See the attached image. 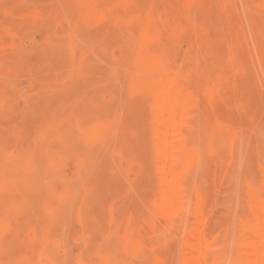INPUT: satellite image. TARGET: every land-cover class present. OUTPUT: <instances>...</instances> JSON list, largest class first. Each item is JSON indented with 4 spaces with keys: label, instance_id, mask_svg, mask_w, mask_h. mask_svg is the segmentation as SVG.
Segmentation results:
<instances>
[{
    "label": "rangeland",
    "instance_id": "obj_1",
    "mask_svg": "<svg viewBox=\"0 0 264 264\" xmlns=\"http://www.w3.org/2000/svg\"><path fill=\"white\" fill-rule=\"evenodd\" d=\"M244 1L0 0V264H184L200 232L208 264L239 262L259 226L253 194L264 200V0ZM159 25L144 46L187 89L173 111L190 147L185 206L170 213L151 97L133 85L140 36Z\"/></svg>",
    "mask_w": 264,
    "mask_h": 264
},
{
    "label": "bare ground",
    "instance_id": "obj_2",
    "mask_svg": "<svg viewBox=\"0 0 264 264\" xmlns=\"http://www.w3.org/2000/svg\"><path fill=\"white\" fill-rule=\"evenodd\" d=\"M118 1V0H117ZM233 1V0H232ZM247 1V0H246ZM246 1H244V2H246ZM249 1V0H248ZM247 1V2H248ZM263 1V0H262ZM192 2V1H191ZM222 2H224V4H225V1H222ZM251 2V1H250ZM116 3H118V2H116ZM238 3H240V2H238ZM146 4V3H145ZM248 4V3H247ZM188 5V4H187ZM222 5V4H221ZM239 5V4H238ZM257 5H259V4H257ZM130 6V5H129ZM215 6H216V4H215ZM233 6H234V4H233ZM244 6H245V4H244ZM243 6V7H244ZM248 6H251V5H248ZM254 6V5H253ZM264 6V5H263ZM116 7V6H115ZM243 7H242V9H243ZM246 7H247V5H246ZM246 7H244L245 9H246ZM260 7H262L261 6V4H260ZM212 8V7H211ZM217 8V7H216ZM234 8H235V6H234ZM233 8V9H234ZM249 8V7H248ZM248 8H247V10H248ZM251 8H252V6H251ZM254 8H256V7H254ZM225 9H226V5H225ZM239 9H240V7H239ZM253 9V8H252ZM252 9H250L251 10V12H252ZM257 9V8H256ZM213 10V9H212ZM221 10V9H220ZM246 10V11H247ZM227 11V10H226ZM232 12H233V10H231ZM240 11H241V9H240ZM254 11V10H253ZM220 12H222V11H220ZM236 12V11H235ZM242 12V11H241ZM244 12H245V10H244ZM250 12V13H251ZM263 12V11H262ZM261 12V13H262ZM127 13V12H126ZM227 13V12H226ZM238 13H239V11H238ZM258 13V12H257ZM222 14H224L223 12H222ZM241 14V13H240ZM243 14V13H242ZM260 14V13H259ZM263 14V13H262ZM232 16H234V14H232ZM236 16H237V13H236ZM243 16H244V14H243ZM249 16L251 17L252 16V14H249ZM263 16H264V14H263ZM187 17V16H186ZM185 17V18H186ZM223 17H225V16H223ZM235 17V16H234ZM233 17V18H234ZM232 18V17H231ZM251 18H254L253 16L251 17ZM251 18H248V19H251ZM244 19V18H243ZM256 19H257V17H256ZM259 19V18H258ZM237 20V19H236ZM254 20V21H253ZM244 21V20H243ZM249 21H251V20H249ZM252 21L253 22H256V24L259 22L260 24H261V20H256L255 21V19H252ZM252 21H251V23H252ZM147 22V21H146ZM229 22V21H228ZM235 23V22H234ZM250 23V22H249ZM250 23V24H251ZM259 23H258V27H259V29H260V26H263V25H260L259 26ZM244 24H245V22H244ZM192 26H194V24L192 25ZM228 26H229V24H228ZM245 26V25H244ZM243 26V29L245 28ZM190 27V26H189ZM196 27V26H195ZM195 27H193V28H195ZM250 27V26H249ZM257 27V28H258ZM164 28V27H163ZM167 28L168 27H165V29L167 30ZM251 28V27H250ZM249 28V29H250ZM162 29V26H160L159 25V27L157 28H155L154 27V29H152V28H149L148 26L146 27V29H145V31H147L145 34H141V36H140V41H141V45H137L139 48L138 49H140L136 54H134V55H136L135 57V62H134V64L133 63H131V65L130 66H132V64L134 65V75H135V80H134V83H133V85L134 86H137V87H139L140 88V90H142V92L144 93V94H146L147 96H149V98L151 97V106H152V109H153V122H155V125H156V131H155V139L153 138V140H156L155 142H156V148L154 147V149H156V153H155V150H154V153L155 154H157V158H159V160H160V168H158V169H160V171L159 172H161V170H162V177H163V179L161 178V179H156L155 181H160V180H162L161 181V183H162V203H161V205L159 206V208H160V210H158V212L159 211H164V212H172V211H175V210H177L178 209V211H179V207H181V206H183V203H184V206H185V202H183V191L185 190V188H183L184 186H183V184H184V182H182L183 180L182 179H184V175H182V169H181V167L182 166H184V163L185 162H187L188 161V156H189V154H190V147H189V145H187V144H185V142H186V140H184V139H181V132H180V121H181V119H179L177 116H175L174 115V108H175V105L177 104V102L179 101V99L181 98V97H183V95H185V93H186V91H187V89L186 88H184L183 86H182V84H184L183 83V81H181L180 83L181 84H179V80H178V76H176V74H171V73H174V72H170L171 71V69H170V71H168L167 70V68L165 67V64L162 62V59H161V56L159 55V53H157V52H149L150 50L149 49H147L146 48V46H144V43H147L146 41L149 39V41L151 42V41H153L154 39H155V35L156 34H160L161 33V31L162 32H164V31H166L165 29L164 30H161ZM181 29V25L180 24H176V25H174L173 26V28L172 29H170V30H172V32L173 33H175L176 31L177 32H179L180 33V30ZM236 29V28H235ZM247 29V28H246ZM254 29H256V28H254ZM258 29V30H259ZM261 29H263V28H261ZM161 30V31H160ZM169 30V29H168ZM242 30V29H241ZM251 30V29H250ZM249 30V31H250ZM194 31V30H193ZM236 31V30H235ZM247 31V30H246ZM152 32V37H150V33ZM167 32V31H166ZM166 32H164V33H166ZM194 32H196V31H194ZM242 32V31H241ZM244 32H245V30H244ZM263 32V31H262ZM171 33V32H170ZM233 33V32H232ZM245 33H247V32H245ZM251 34H252V32H250ZM258 33H259V31H258ZM264 33V32H263ZM263 33H261L260 32V34L261 35H263ZM167 34H169V32L167 33ZM200 34V33H199ZM235 34V33H234ZM233 34V35H234ZM174 35H176V34H174ZM243 35V34H242ZM246 35V34H245ZM249 35V34H248ZM247 35V36H248ZM257 35H259V34H257ZM171 36V35H170ZM177 36V35H176ZM236 36H237V33H236ZM253 36V35H252ZM231 37V36H230ZM243 37V36H242ZM258 37V36H257ZM234 38V37H233ZM232 37L230 38V39H232V41L235 39H233ZM247 38V37H246ZM251 38H253V37H251ZM262 38H264V36L262 37ZM229 39V38H228ZM249 39V38H248ZM247 39V40H248ZM137 40V39H136ZM237 40V39H236ZM251 40V39H250ZM249 40V41H250ZM256 40V39H255ZM232 41L230 42V44L232 43ZM238 41V40H237ZM245 41V40H244ZM248 41V42H249ZM136 42V41H135ZM228 42H229V40H228ZM227 42V43H228ZM236 42V41H235ZM237 43V42H236ZM235 43V44H236ZM244 43H246V42H244ZM253 43H254V41H253ZM148 44V43H147ZM251 44V43H250ZM135 45V44H134ZM228 45V44H227ZM245 45V44H244ZM247 47V46H246ZM249 47V46H248ZM252 47H254L253 45H252ZM232 48H234V47H232ZM228 50V49H227ZM232 50V49H231ZM252 50V52L255 50H253V49H251L250 48V51ZM134 52V51H133ZM230 52V51H229ZM233 52V51H232ZM256 52V51H255ZM227 53L228 52H226V55H227ZM231 53V52H230ZM232 54V53H231ZM253 54V53H252ZM250 55V54H249ZM257 55V54H256ZM255 55V56H256ZM228 56V55H227ZM253 56V55H252ZM258 56V55H257ZM133 57V56H132ZM228 58V57H227ZM231 58H232V56H231ZM226 59V58H225ZM230 61H231V59H230ZM232 61H233V59H232ZM252 61V60H251ZM222 62H223V59H222ZM222 62H221V65H222V67H225V65L226 64H224V66H223V64H222ZM259 62V61H258ZM257 62V63H258ZM232 65H234V64H231V66ZM259 65V64H258ZM261 65V64H260ZM236 66V65H235ZM254 66V65H253ZM233 67V66H232ZM236 67H238V66H236ZM236 67H235V69H236ZM261 67V66H260ZM173 69V68H172ZM175 69V68H174ZM255 69V68H254ZM259 69V68H258ZM262 70V69H261ZM256 71V70H255ZM258 71H260V70H258ZM56 72V71H55ZM186 72V71H185ZM184 72V74H185V77H186V73ZM31 73H32V70H31ZM196 73V72H195ZM261 73V72H260ZM63 74V73H62ZM188 74V73H187ZM233 74V73H232ZM256 74H257V71H256ZM262 74H263V71H262ZM195 75V74H194ZM264 75V74H263ZM195 77V76H194ZM193 77V78H194ZM264 77V76H263ZM263 77H262V79H263ZM191 78V77H190ZM189 78V79H190ZM225 79V78H224ZM231 79V78H230ZM181 80V79H180ZM183 80V79H182ZM187 80V78L184 80V81H186ZM191 80H192V78H191ZM214 80V79H213ZM232 80H233V78H232ZM264 80V79H263ZM187 82H188V80H187ZM219 82V81H218ZM263 82V81H262ZM220 83V82H219ZM219 83H217V84H219ZM216 84V85H217ZM222 84V83H221ZM221 84H220V86H221ZM225 84V83H224ZM188 86V85H187ZM224 86V85H223ZM228 86V85H227ZM198 87V86H197ZM231 87V86H230ZM226 88H228V87H226ZM214 91V88L212 87V86H210V87H208V88H206V89H204V94H206V96H210L211 95V93ZM142 92L140 93V94H142ZM218 92V91H217ZM139 93V92H138ZM137 93V94H138ZM216 94V93H215ZM145 95V96H146ZM220 95V94H219ZM100 96V95H99ZM145 96H144V98H145ZM146 96V97H147ZM139 97H143V96H139ZM234 97V96H233ZM142 100V99H141ZM145 100V99H144ZM148 101V100H147ZM233 101H234V99H233ZM144 102V101H143ZM149 103V102H148ZM149 105V104H148ZM150 106V105H149ZM211 106V105H210ZM146 107V106H145ZM210 108V107H209ZM147 109H149V107L147 108ZM146 110V109H145ZM150 110V109H149ZM148 112V111H147ZM152 113V112H151ZM223 113V112H222ZM84 114V113H83ZM147 114V113H146ZM212 114V113H211ZM224 114V113H223ZM149 115V113L147 114V116ZM151 116H149V118H150ZM149 118H148V120H149ZM220 118V117H219ZM237 119V118H236ZM239 119V118H238ZM147 120V119H146ZM180 120V121H179ZM215 119H213V121H214ZM222 121L224 120V118H222L221 119ZM231 120V119H230ZM236 121V120H235ZM234 121V122H235ZM239 121H240V119H239ZM242 121V120H241ZM241 121H240V123H241ZM148 122V121H147ZM151 122V120H149V122H148V124ZM219 122V121H218ZM224 122V121H223ZM225 122H228L227 120L225 121ZM230 122V121H229ZM233 122V121H232ZM231 122V123H232ZM255 122V121H254ZM253 122V123H254ZM217 123V122H216ZM252 124V123H251ZM154 125V126H155ZM217 125H218V123H217ZM232 125V124H231ZM253 125V124H252ZM149 126H150V128L152 127L150 124H149ZM155 128V127H154ZM96 129V128H95ZM151 130V129H150ZM154 130V129H153ZM148 131H149V128H148ZM151 132H152V130H151ZM151 132H149V134L151 133ZM152 135H153V133H152ZM117 137V136H116ZM150 139H152V137L150 136ZM150 141V140H149ZM191 141V140H190ZM187 142H189V140L187 141ZM191 143V142H190ZM3 146V145H2ZM127 148H129V147H127ZM100 151V150H99ZM128 151V150H127ZM105 152V151H104ZM11 154V157L13 156L12 155V153H10ZM10 154H8V155H10ZM155 154H154V156H155ZM23 155V157H24V155L25 154H21V156ZM102 155V154H101ZM98 156V155H97ZM9 157V156H8ZM22 157V158H23ZM26 157V156H25ZM154 158V157H153ZM20 160H21V158H20ZM24 160V159H23ZM28 160V159H27ZM95 160V159H94ZM154 160V159H153ZM25 161V160H24ZM23 161V162H24ZM29 161V160H28ZM157 161V160H156ZM30 162V161H29ZM32 162V161H31ZM31 162H30V164H31ZM99 162V161H98ZM258 162V161H257ZM15 165H16V163L15 162H13ZM25 163V162H24ZM157 163H158V161H157ZM256 163V162H255ZM254 163V164H255ZM18 164H20V161L18 160ZM17 164V165H18ZM256 165V164H255ZM27 166V165H26ZM31 166V165H30ZM152 167V166H151ZM20 169H21V164H20V167H19ZM22 168H24V167H22ZM153 168H154V165H153ZM253 168V167H252ZM158 169H157V171H158ZM41 171H42V169H40ZM24 171V170H23ZM39 171V170H38ZM151 171H153V172H151L152 173V175H153V173H154V169L152 170V168H151ZM37 172V171H36ZM160 174V173H159ZM188 174V173H187ZM263 174V173H262ZM80 175V174H79ZM60 176V175H59ZM154 177V176H153ZM137 179V178H136ZM155 179V178H154ZM186 179V178H185ZM138 180V179H137ZM243 180H244V178H243ZM248 180V179H247ZM246 180V181H247ZM145 181V180H144ZM254 180L252 179V181H251V179H250V183L252 184V182H253ZM263 181V180H262ZM243 182V181H242ZM255 182V181H254ZM159 183V182H158ZM249 183V184H250ZM247 184V183H246ZM59 185V184H58ZM151 185V183L149 184V186ZM152 185H154V181H153V184ZM160 185V184H159ZM76 186V185H75ZM156 186V185H155ZM150 189H151V187H149ZM156 188H157V186H156ZM246 188V187H245ZM184 189V190H183ZM152 190V189H151ZM245 190V189H244ZM149 191V190H148ZM240 191V190H239ZM246 191V190H245ZM185 192H186V190H185ZM250 192V190L247 192V193H249ZM240 193V192H239ZM73 194V193H72ZM82 194V193H81ZM122 194V193H121ZM150 194H151V191H150ZM150 194H148L149 196H150ZM185 194V193H184ZM245 194V193H244ZM196 195V194H195ZM37 196V195H36ZM82 196V195H81ZM80 196V197H81ZM133 196V195H132ZM149 196H148V198H149ZM247 197H249V195L247 194ZM145 198H146V196H145ZM190 198V197H189ZM143 199V198H142ZM151 199H153V198H151ZM262 198H258L257 196H255L254 194H253V199H252V208H253V210H255V212H256V216H258V217H256V218H258V220H259V226L258 227H254V229L253 228H250V229H248L247 231H246V233H245V239H244V241H243V243H242V245H239V246H241L239 249V254H240V258H239V262L238 263H236V264H264V238H263V234H262V230L259 228V227H263V224H264V200H261ZM149 200V202H147V203H150V199H148ZM153 200H155V199H153ZM197 200V199H196ZM198 201V200H197ZM196 201V202H197ZM45 202V201H44ZM143 203V202H142ZM147 203L145 204L144 203V205H147ZM152 204H153V201L151 202ZM203 203H204V201H203ZM71 204V203H70ZM151 204V205H152ZM205 204V203H204ZM247 204V203H246ZM47 205V204H46ZM143 205V204H142ZM143 205V206H144ZM150 205V207H152ZM250 205V204H249ZM184 206H183V209H184ZM31 207V206H30ZM89 207V206H88ZM139 207H141V205H139ZM147 207V206H146ZM158 207V206H157ZM196 207H198V205L196 206ZM90 208V207H89ZM154 208H156V207H154ZM140 209V208H139ZM143 209V208H142ZM149 206H148V211H149ZM152 209H153V207H152ZM152 209H150V211L152 210ZM185 209H187V208H185ZM198 209V208H197ZM197 209H195V210H197ZM155 210V209H154ZM199 210V209H198ZM161 211V212H162ZM182 211V210H181ZM33 212V211H32ZM140 213L142 212V213H144V210H140L139 211ZM147 212V211H146ZM160 212V213H161ZM73 213V212H72ZM151 213V212H150ZM154 212L152 211V213L151 214H153ZM160 213H158L157 215H156V213L155 214H153V216L154 215H156V216H158V215H160ZM168 213V214H169ZM184 213V215H185V212H183ZM147 215L149 214V213H146ZM163 214V213H162ZM167 213H166V215H168ZM181 214H182V212H181ZM198 214H200V213H198ZM205 214V213H204ZM50 215V214H49ZM144 215H145V213H144ZM144 215H140V216H144ZM170 215V214H169ZM179 215V214H178ZM187 215V214H186ZM48 217V216H47ZM132 217H136V216H132ZM141 217V218H142ZM145 217V216H144ZM160 217V216H159ZM159 217H157L158 218V220L160 219ZM171 217V216H170ZM169 217V218H170ZM183 217V216H182ZM187 217V216H186ZM199 217H201V220H202V216H200L199 215ZM205 217V216H204ZM212 217V216H211ZM133 218V219H134ZM146 218V217H145ZM154 218V217H153ZM168 218V219H169ZM137 219V220H136ZM135 220L136 221H138V224H139V218L137 217ZM147 219V221L149 220L148 218H146ZM155 219V218H154ZM161 219H162V217H161ZM184 219H185V217H184ZM183 219V220H184ZM206 219H208V218H206ZM128 220H131V218L130 219H128ZM157 220V219H156ZM163 220V219H162ZM171 220V219H170ZM177 220V219H176ZM182 220V221H183ZM257 220V221H258ZM166 221V220H165ZM179 221H180V219H179ZM178 221V223H183V225L185 224L184 222H179ZM199 221V220H198ZM45 222V221H44ZM43 222V223H44ZM142 222V221H141ZM161 222V221H160ZM170 222V221H169ZM186 222V221H185ZM204 223V222H203ZM45 224V223H44ZM155 224V223H154ZM188 224H189V222H188ZM130 225H132V223L131 224H129V226ZM150 225V224H149ZM156 225H157V223H156ZM160 225H162V223L160 224ZM134 226V225H133ZM152 226H153V224H152ZM150 227V228H153V227ZM162 226H164V224L162 225ZM161 226V227H162ZM174 226H176V225H174ZM174 226H173V228H174ZM178 226V225H177ZM176 226V228H179V227H177ZM242 226V225H241ZM240 226V227H241ZM154 227H155V225H154ZM160 226H158L157 227V229H160L161 228ZM183 227H185V228H187L186 226H183ZM195 227V226H194ZM201 227V226H200ZM29 228V227H28ZM126 228H128V227H126ZM192 228V227H191ZM190 228V229H191ZM198 228V227H197ZM244 228V227H243ZM26 229V228H25ZM120 229V228H119ZM179 229H181V228H179ZM196 229V228H195ZM245 229V228H244ZM131 230V229H130ZM163 230H164V228H163ZM119 231H121V229L119 230ZM125 231V230H124ZM151 231H153V230H151ZM245 231V230H244ZM130 232V231H129ZM182 232V231H181ZM121 233H122V231H121ZM153 233H154V231H153ZM188 233V232H187ZM191 233V232H190ZM193 233V232H192ZM123 234V233H122ZM121 234V235H122ZM152 234V233H151ZM179 234V233H178ZM118 235V234H117ZM182 235H184L183 233H182ZM189 235V234H188ZM120 236V235H119ZM128 236L129 235H127V242H128ZM150 236V235H149ZM148 236V237H149ZM174 237H175V235H173ZM180 236V235H179ZM190 236V235H189ZM189 236H186V242H185V247L187 248V250H188V254H187V258H186V260L184 261L185 263L184 264H208L207 263V258H206V254H211V251L210 250H212L211 249V243H209V241H207L206 239H205V237H204V235H202V233L200 232V233H198L195 237H189ZM222 236V235H221ZM184 238H185V236H183ZM182 237V238H183ZM121 238V237H120ZM122 238H123V236H122ZM172 238V237H171ZM176 238V237H175ZM241 238V237H240ZM243 238V237H242ZM144 239V238H143ZM167 239H168V237H167ZM167 239H165V240H167ZM174 239V238H173ZM216 239V238H215ZM225 239V238H224ZM238 239V238H237ZM174 240H176V239H174ZM243 240V239H242ZM66 241V240H65ZM148 241V240H147ZM162 241V240H161ZM175 242V241H174ZM211 242V241H210ZM121 243H123V240H122V242H120L119 244H121ZM168 243H170L169 245H171V243H173V242H167L166 243V241H165V243H163V242H161V244H165L164 245V247H161L160 248V246H158V245H156V244H154V245H156V246H158V248H156V247H154V248H156V250L155 251H158L160 254L162 253V251L161 250H163V249H165V246H166V244L168 245ZM178 243V242H177ZM176 243V247L178 246V244ZM118 244V245H119ZM151 244H152V242H151ZM160 244V245H161ZM214 244V243H213ZM118 245H116V247L118 248ZM122 245V244H121ZM236 245V244H235ZM127 246H128V243H127ZM162 246V245H161ZM173 246H174V244H173ZM180 246V245H179ZM236 247V246H235ZM238 247V246H237ZM166 248H167V246H166ZM122 250H125V249H123V248H121ZM158 249V250H157ZM168 249V248H167ZM174 250H175V248H173ZM181 249V247L179 248V250ZM184 249V248H183ZM117 250V249H116ZM119 250V249H118ZM161 252H160V251ZM168 250H170V249H168ZM237 250V249H236ZM154 251V252H155ZM164 251V250H163ZM213 251H214V249H213ZM140 252H142V251H140ZM157 252V253H158ZM119 253V252H118ZM117 253V254H118ZM120 253H121V251H120ZM181 253V252H180ZM185 254H186V251L184 252ZM142 254L143 253H139L138 252V255H141L142 256ZM150 254H152L153 255V252L152 253H150ZM166 254V253H165ZM137 255V256H138ZM162 255H163V253H162ZM162 255H158V256H162ZM117 256H120L119 254L117 255ZM117 256H115L116 257V259L115 258H113V261H112V257L110 258L111 259V264H113V262H115V263H117L118 261H116L117 260ZM136 256V255H135ZM136 256V257H137ZM167 256V255H166ZM186 256V255H185ZM213 256V255H212ZM143 257V256H142ZM173 257V256H172ZM171 257V258H172ZM211 257V256H210ZM120 258V257H119ZM118 258V259H119ZM134 258V257H133ZM144 258H145V256H144ZM160 258H162V257H160ZM136 259V258H135ZM158 259V258H157ZM185 259V258H184ZM183 259V260H184ZM212 259V258H211ZM59 260V259H58ZM120 261H121V258L119 259ZM166 260V259H165ZM168 260V259H167ZM106 261V260H105ZM104 261V262H105ZM108 262L107 263H110V260H107ZM139 261V260H138ZM155 261V260H154ZM12 262V261H11ZM58 262V261H57ZM103 262V263H104ZM130 262V261H129ZM141 262V261H140ZM143 262V261H142ZM141 262V263H142ZM147 262V261H146ZM146 262H145V264H146ZM120 263V262H119ZM125 263V262H124ZM148 263V262H147ZM163 263H164V261H163ZM162 263V264H163ZM182 263V262H181ZM180 263V264H181ZM213 263V262H212ZM118 264V263H117ZM154 264V263H153Z\"/></svg>",
    "mask_w": 264,
    "mask_h": 264
}]
</instances>
